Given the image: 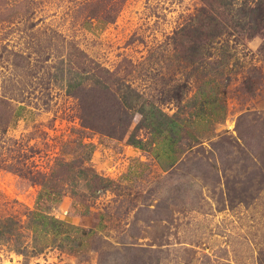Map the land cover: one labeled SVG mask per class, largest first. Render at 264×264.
I'll use <instances>...</instances> for the list:
<instances>
[{"label":"rangeland","instance_id":"374dc122","mask_svg":"<svg viewBox=\"0 0 264 264\" xmlns=\"http://www.w3.org/2000/svg\"><path fill=\"white\" fill-rule=\"evenodd\" d=\"M243 2L0 0V216L22 246L31 210L87 231L25 254L12 234L0 264H264V29ZM203 9L216 25L194 37ZM210 88L215 124L189 122L173 168L97 170L94 141H129L154 103L187 117Z\"/></svg>","mask_w":264,"mask_h":264},{"label":"crops","instance_id":"0c3cea01","mask_svg":"<svg viewBox=\"0 0 264 264\" xmlns=\"http://www.w3.org/2000/svg\"><path fill=\"white\" fill-rule=\"evenodd\" d=\"M211 90V94L204 90V92L201 91L203 92L201 100L195 105V111L191 110L187 117L183 114L179 115L178 107L173 104L166 108L158 106L157 103L151 104L145 114V122L138 126V132L133 137L136 141L135 144L129 143V141H121L114 146L104 145L101 148L102 143H99V140L94 141L96 145V160L98 162L97 170L101 172L103 169L110 168L122 173L121 171L130 163L128 170L133 171V175L140 176L146 169L150 170L153 168L154 171L164 172L173 168L179 161L180 144L187 139L186 135L195 137L194 133L189 130L191 128L189 122H193L192 120L195 122L202 121L207 124L205 125L206 129L208 126H213L217 110L214 111L208 108L207 103L209 104V102L202 99L208 97V100L211 99L210 104L213 103L211 108L213 109V106L217 108L216 105L220 101L219 94L216 93L214 95L213 89ZM162 112L164 115H162ZM189 115H193V117L191 118ZM218 124L222 125L223 123H217L216 125ZM207 138L209 137L203 139L207 140ZM109 140L113 141L112 138ZM117 145H123V147H118ZM116 155L124 157L114 162L113 159ZM112 163L115 165H112ZM118 178L117 180L122 183L132 181L127 175L121 176L120 174Z\"/></svg>","mask_w":264,"mask_h":264},{"label":"trees","instance_id":"16d2710c","mask_svg":"<svg viewBox=\"0 0 264 264\" xmlns=\"http://www.w3.org/2000/svg\"><path fill=\"white\" fill-rule=\"evenodd\" d=\"M222 1L230 2L232 0H222ZM243 1H244L243 2L244 4H242V6L237 10V13L232 14V15L240 21L244 19H247V21L249 20L253 29H255V31H258L259 29L261 30L264 29V0H251V2L250 0H243ZM209 16H212V15L209 12H207L205 9H203V11L201 12V15H199V17L197 18L198 19L197 23L199 22L201 26L199 27L196 26V28L191 29L192 32L196 33L194 37H198L199 35H202L203 33H205L204 31L205 27L207 28V27L216 25L215 21H211V19L210 20L207 19L209 18ZM214 20L217 21V19L215 18ZM217 23L219 22L217 21ZM191 26L193 27L194 25H191ZM192 27H189V28H192ZM209 35H211L210 38L212 39V41H215L214 39H216L217 37H220V36H217L216 33L213 34L212 31L209 32ZM193 42H194V45L192 46V48L194 49V52H193L192 58L197 59L198 54H200L199 50H201L205 46L201 45L199 42H195V41ZM209 53L211 56L212 52H209ZM78 85L79 84L71 85L72 86L71 89L75 88ZM104 88H107V86H104ZM122 101L125 107H129L128 98L126 96L125 97L123 96ZM162 115H164L163 112H162ZM129 143L135 144L136 141L133 137H130ZM95 176L102 181L103 180L111 181V182L114 181L113 179L107 176H104L99 172H95ZM29 214L31 215V218L30 216H28V213H27V217L29 218V222L31 221V224L28 223L27 227L29 229H32L33 224L35 227L34 230L32 229V232H33L32 244L29 246L28 245L22 246V243H23L22 241L23 231L21 230L22 223L20 221V218L15 215H10L6 217L0 216V243L11 241L13 239L11 238V235L13 234L14 237L16 238L15 240L17 242L19 241V244H20V246H17L15 248V250L17 252L25 254L24 251H28V249L36 248V246H38L37 233H40L43 235L42 236L43 240L44 238H46L50 242L59 240L60 241L59 245L61 246H64V244L68 242L71 249H74L75 247L81 245V243L79 242L81 239V235L87 234V231L83 229L82 227L74 223L66 222L63 219H60L46 212H40V211L34 212V210H31ZM41 247L40 249L43 250L44 247L42 248Z\"/></svg>","mask_w":264,"mask_h":264}]
</instances>
